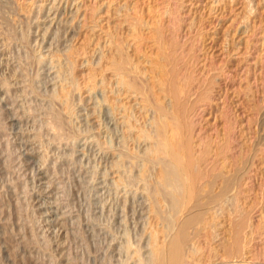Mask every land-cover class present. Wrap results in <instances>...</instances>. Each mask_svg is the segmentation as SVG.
<instances>
[{
	"label": "rangeland",
	"instance_id": "374dc122",
	"mask_svg": "<svg viewBox=\"0 0 264 264\" xmlns=\"http://www.w3.org/2000/svg\"><path fill=\"white\" fill-rule=\"evenodd\" d=\"M178 4L181 10L177 17L182 25L181 34L178 32L175 38L179 44L186 41L185 48H190L189 40L195 39L193 59L197 61V67L194 65L197 71L192 95L188 94L189 100L186 99V108L190 110H186L188 114L184 112L192 119L191 124L185 119L191 129V145L196 151L207 145L208 151H213L209 146L215 149L223 143L222 151L227 152L222 153L225 159L222 154L220 158L212 155L215 150L220 152L219 145L208 158L206 153L201 155L203 161H208L205 164L202 161V166L211 167L222 161L226 166L225 177H231L234 172L243 183L237 184H241L237 186L240 189L237 200L235 189L234 195L224 196L225 199L227 196L222 201L225 217H222L224 221L221 219L222 226H218L219 237H225L226 241L216 236L213 245L222 241L224 246L228 245L226 249H232L228 234L243 233L245 236L238 237L245 247L242 249L239 241L241 249L235 251L236 255L233 252L234 256H220L219 260L210 258L202 264H264V0H0V264H137L140 260V264H150L151 236L161 226L155 214L158 209L168 210L169 202L161 200V205L154 198L159 166L150 162L147 155L150 141L138 140L132 135L137 137L139 132H145L136 127L151 132L155 126L150 120L156 121V117L152 108L146 113L140 109L139 98L135 100L133 94L122 93L117 76L111 71L109 55L113 41L123 47L122 40L129 37L130 27L124 22V14L135 18L141 13L151 23L149 9L159 8L162 12L163 5L174 8ZM160 17L165 18L164 25L169 23V17ZM160 17L157 19L161 20ZM201 18L203 24H200ZM198 33L203 34V46ZM232 39L236 42L233 50L228 47ZM127 40L128 50L127 45L122 49L132 52L134 40ZM209 67L214 70L208 71ZM119 86L121 91L116 90ZM199 86L201 89L207 86L208 92L207 87L201 90ZM63 90H69V94H63ZM198 93H201L200 99ZM166 100L169 98L163 95L159 101ZM127 101L133 103L138 118L140 112L146 117L141 116L142 120L135 116L139 120L136 121L130 116V122H134L131 127H135L131 131L125 122L128 118L123 119L122 107L131 106ZM241 152L248 154L243 153L246 159ZM236 157L234 165L232 159ZM209 159L220 162L213 165ZM241 159L249 161L242 163ZM144 162L151 168L144 166ZM242 164L243 168H239ZM235 171L242 173L241 178ZM234 200L235 212L230 204ZM238 207L244 213L247 210L248 215L241 214ZM238 214L243 218L245 215L248 220H243L248 225L244 223L246 229L235 234L229 231L233 219H242ZM202 241L204 238L201 244H206ZM239 252L242 255L238 257Z\"/></svg>",
	"mask_w": 264,
	"mask_h": 264
},
{
	"label": "bare ground",
	"instance_id": "6f19581e",
	"mask_svg": "<svg viewBox=\"0 0 264 264\" xmlns=\"http://www.w3.org/2000/svg\"><path fill=\"white\" fill-rule=\"evenodd\" d=\"M64 1V0H63ZM216 1V0H215ZM218 1V0H217ZM222 1V0H220ZM258 1V0H256ZM262 1V0H261ZM164 2V1H163ZM35 3V2H34ZM65 3V2H64ZM166 3V2H165ZM36 4V3H35ZM68 4V3H67ZM164 4V3H163ZM177 4V3H176ZM127 5V4H125ZM181 5V4H180ZM29 6V5H28ZM41 6V5H40ZM163 10L162 12L160 11L159 12V8L156 10V9H149L148 13H149V18H151V23L148 22V21H145V19H143L142 16H139L136 15V12H135V15L138 16V17H135L133 18L132 17V14L131 15H128L127 13L124 14V18L125 21L124 22H127V24L129 25V37L127 38H130V39H133L134 40V43L135 44L132 46H134L133 48H131L132 52L130 51H126L124 52L123 49L125 48L124 45H125V41L128 42L127 38H125V36H123L124 38H121V36L119 38L121 39H124V41L122 40V46L124 47H120L121 46V43L120 42H116L113 41V45H112V49L113 51L111 50V55H109V59L108 61H110V67L112 68L111 71L114 72V75L117 76V79L118 81V84H120L121 88L123 89V94L125 93H128L130 94H133L132 96H134L133 98L136 100L139 98L138 103L140 106V109L143 108L144 113H146L148 111L149 108H152V110H154V113H155V120H150V121H153V126L154 129L149 132L147 131V129L143 130L142 129H139V128H135V127H131L133 124H131L130 120L132 117L130 116H134L133 117V120L135 118V110L133 108V105H131V103H128L131 105V106H127L128 108L126 107H122V109L124 110V114L123 115V119H127L125 122L127 124V127L128 129H138L139 131H145V132H149L148 134L145 133V132H139V134L137 135V137L132 134H129V135H132L134 136L133 138H136V139H144V141L146 140H149L150 141V145L149 148H145L147 151V155L150 156V162L154 163V165L156 166V163L158 164V171H156V174L154 172V175L156 176L155 178H158V182L156 183V185L158 187H155V184H154V188H157V191L154 193L156 195H154V198L156 196V202L159 203L161 200H164V202H169L167 203V205H169V209L168 210H160L158 209L156 211V217L157 219L160 220V225L158 230L155 231V234L152 233V240H153V244L151 245V243H149V245H151V248L152 249V257H151V262L150 264H202V262L205 260H209L210 261V258L213 260L215 259L214 257H216V260H219L217 257H220V256H231L233 254L234 256V253L236 250L239 251V249H243V245L242 246V242H241V239L243 237V235L245 236V234L241 233V229H242V232H243V229L245 228V224H247L244 220L245 219V215H248V214H245L247 213L245 211V213L243 212V210H241V208L238 207V210L240 209L242 212H240L241 214H245L244 215V218L241 217V215H239V219H241L240 221L237 219H233L231 220L232 218L230 217V221L233 223L231 226H232V230L229 231V232H232V233H235V234H239V232L241 234H243L241 236V234H239L238 236H240V238L236 235V236H229L230 233L228 234V238L231 237L230 241L232 243L231 247L232 249L230 248H225V246L227 247L228 245H225L223 244V242H218L216 245H218L220 248H218V246H216L215 244L213 245L214 243V240L216 241V236L219 237L220 236V226H222V217L224 218L225 216L224 215V203L222 201H224V196L227 194V193H230L232 195H234V190H236V193L234 195V199L237 200V196L239 195V191L240 189L238 190V187L241 186L242 181L240 182V180H238V176L235 177L234 175V172H232V176L230 177L229 175L227 177H225V175L223 174V170L225 169L226 170V166L223 165V162L221 161V164H219L217 161H219L217 159V161L215 160V163H218L217 165H214V160H210L209 159V162L211 161V163L213 162V165L214 166H208V164L204 165V166H208L207 169L206 167L204 168L202 165V161H203V156L201 157L202 154H205L206 153V156L207 158L209 157L208 154H210V152H214V150L216 148H218L219 145V149L221 147V150L220 152H218V150L216 151L215 150V154L213 153V157L214 156H219V158L221 157V154L224 152L225 154L227 152H225V150L222 151V147L225 148L223 146V143L222 144H219L214 148H210L209 146V149H212L213 151H208V149L206 148L207 146L205 147H200V151L197 149L194 148L195 146H192L191 145V129L189 128L190 125L187 124V121L185 120L186 117L188 116H185V113L188 114L186 111L188 108H186V102L188 99L187 96H189L190 94L192 95V90H191V86H192V83H194V80H195V72L197 70H195V66H196V62L195 60L193 59L194 57V54L196 53L195 49H194V40H189L191 41V46L190 48H185L183 47L184 44H186V41L184 44H179V41L176 40V35H178V32H180L181 34V25L180 24V17L178 18L177 16L180 15V10L179 9V4L174 8H171V6L169 5H163ZM123 7H126V6H123ZM128 7V6H127ZM126 7V8H127ZM183 7V6H182ZM38 8V7H37ZM55 8V6H54ZM256 8V7H255ZM30 9V8H28ZM40 9H42L40 7ZM49 9V8H48ZM56 9V8H55ZM54 9V10H55ZM125 10V8H123ZM128 9V8H127ZM126 9V10H127ZM33 10V9H32ZM50 10V9H49ZM96 10V9H95ZM92 11L93 13L95 12ZM99 10V9H97ZM256 11V10H255ZM258 11V10H257ZM24 12V11H23ZM31 11H29L30 13ZM33 12V11H32ZM76 12V11H75ZM97 12V11H96ZM96 12L94 14H96ZM119 12V11H118ZM121 12V11H120ZM127 12V11H126ZM16 13V12H14ZM13 13V14H14ZM38 13V12H37ZM77 13V12H76ZM129 13V12H128ZM20 14V13H19ZM23 14V13H22ZM92 14V13H91ZM121 14V13H120ZM259 14V13H258ZM27 15V14H26ZM41 15V14H40ZM162 15H166V18L169 17V23H167V25H164L163 20L165 19L164 17H160ZM28 16V15H27ZM30 16V15H29ZM34 16V15H32ZM47 16V15H46ZM98 16V15H97ZM18 17V16H17ZM93 17V16H92ZM122 17V16H121ZM157 17H160L161 20H159V18L157 19ZM28 18V17H27ZM39 18V17H38ZM24 19V18H23ZM96 20V19H95ZM202 20H204L203 18H201L200 20V24L204 23ZM4 22V21H3ZM69 22V21H68ZM123 22V23H124ZM183 22V21H182ZM207 22V21H206ZM29 23V22H28ZM27 23V24H28ZM64 23V22H63ZM262 23V22H261ZM122 24V23H121ZM120 24V25H121ZM192 24V23H191ZM195 24V23H194ZM193 24V25H194ZM29 25V24H28ZM199 25V24H198ZM27 26V25H26ZM59 26V25H58ZM192 26V25H191ZM197 26V25H195ZM246 26V25H245ZM49 26H47L48 28ZM190 27V26H189ZM46 28V29H47ZM58 28V27H57ZM197 28V27H196ZM246 28V27H245ZM260 28V27H259ZM45 29V30H46ZM66 29V28H63V30ZM123 29V28H122ZM180 29V31H179ZM249 29V28H248ZM44 30V29H42ZM201 30V29H200ZM121 31V30H120ZM145 31L147 33H145ZM198 31V29H197ZM235 31V30H234ZM245 31V30H244ZM249 31V30H248ZM44 32V31H43ZM168 32V34H167ZM247 32V31H245ZM113 33V32H112ZM115 33V32H114ZM263 33V32H261ZM43 34V33H42ZM46 34V33H45ZM191 34V33H190ZM199 34V33H198ZM264 34V33H263ZM44 35V34H43ZM106 35V34H105ZM113 35V34H112ZM118 35H119V32H118ZM121 35V33H120ZM196 35V34H195ZM230 35V34H229ZM45 36V35H44ZM107 36V35H106ZM108 36H111V34L109 35L108 33ZM127 36V35H126ZM232 36V35H231ZM113 37H115L113 35ZM112 37V38H113ZM117 37V38H118ZM199 37H200V42H201V45L203 43V34H199ZM110 38V37H109ZM116 38V37H115ZM113 38V39H115ZM193 38V37H192ZM108 39V38H107ZM112 39V40H113ZM179 39V37H178ZM120 40V39H119ZM180 40V39H179ZM197 40V38H196ZM233 40V39H232ZM231 40V41H232ZM111 41V40H109ZM131 41V40H130ZM230 41V42H231ZM124 42V43H123ZM182 42V41H181ZM229 42V41H228ZM230 42L228 43V47L229 49L233 50V48L235 47V44L236 42H234V40L232 41L231 45H230ZM189 43V45H190ZM205 43V42H204ZM111 45V44H110ZM127 45V44H126ZM125 45V46H126ZM131 45V44H130ZM129 45V46H130ZM188 45V44H187ZM186 45V46H187ZM200 45V44H199ZM114 46V47H113ZM203 46V45H202ZM232 46V48H231ZM110 47V46H109ZM200 47V46H199ZM123 48V49H122ZM128 45L125 49L128 50ZM236 48V47H235ZM109 49V48H108ZM107 49V50H108ZM148 49V50H147ZM201 49V48H200ZM73 50V48H72ZM110 50V49H109ZM142 51V52H141ZM201 51V50H200ZM101 52V51H100ZM109 52V51H108ZM148 52L150 53V55L148 54ZM230 52V51H229ZM73 53H74V50H73ZM140 53H144V55H140ZM110 54V53H109ZM230 54V53H229ZM54 55V54H53ZM69 55V54H66V56ZM71 55V54H70ZM77 57V54H75ZM154 55V56H153ZM52 56V55H51ZM73 56V55H72ZM197 56V55H195ZM102 57V56H101ZM106 57V56H105ZM52 58V57H51ZM57 58V57H56ZM74 58V57H73ZM59 59V58H58ZM76 59V58H75ZM74 59V60H75ZM99 59V58H98ZM101 59V58H100ZM106 59V58H105ZM196 59V58H195ZM107 60V59H106ZM199 60V58H198ZM57 61V59H56ZM101 61V60H100ZM105 61V60H104ZM58 62V61H57ZM77 62V61H76ZM107 62V61H106ZM36 63V62H35ZM38 63V62H37ZM72 63V62H71ZM75 64V62H73ZM90 63V62H89ZM100 63V62H99ZM98 63V64H99ZM97 64V63H96ZM143 64H146V66H142ZM90 65V64H89ZM195 65V66H194ZM95 66V65H94ZM101 66V65H100ZM103 66V64H102ZM214 68L216 69V66L215 64L213 65ZM107 67V65H106ZM197 67V66H196ZM75 68V67H74ZM104 68V67H102ZM101 68V69H102ZM72 69V68H71ZM100 69V70H101ZM105 69V68H104ZM103 69V70H104ZM109 69V68H108ZM212 68L209 67L208 71H210ZM62 70V69H61ZM64 70V68H63ZM67 70V69H66ZM74 70V69H73ZM94 70V69H93ZM110 70V69H109ZM214 70V69H213ZM212 70V71H213ZM59 71V70H58ZM68 71V70H67ZM206 71H207V68H206ZM62 72V71H60ZM97 72V71H96ZM103 72V71H102ZM101 72V73H102ZM64 73V72H63ZM68 73V72H67ZM70 74V73H69ZM94 74V73H93ZM60 75V74H59ZM95 75V74H94ZM99 75V73H98ZM67 76V75H66ZM65 76V77H66ZM69 76V75H68ZM113 76V75H112ZM115 76V77H116ZM211 76V75H210ZM214 76V75H213ZM70 77V76H69ZM89 77V76H88ZM92 77H95L92 75ZM91 78V77H90ZM63 79V78H62ZM70 79V78H69ZM209 79V78H208ZM212 79V77H211ZM209 79V80H211ZM72 80H76V78H72ZM71 80V81H72ZM89 80V79H88ZM93 80V78H92ZM107 80V79H106ZM70 81V82H71ZM215 81V80H214ZM69 82V83H70ZM76 82V81H74ZM203 82V80H202ZM201 82V83H202ZM210 82V81H209ZM217 82V81H216ZM89 83V82H88ZM92 81L89 83L91 84ZM109 83V82H108ZM73 84V82H72ZM95 84V83H94ZM197 84V83H196ZM211 84H213L211 82ZM205 85V83H204ZM207 85V84H206ZM210 85V83L208 84ZM207 85V86H208ZM214 85V84H213ZM105 86V84H104ZM112 86V85H111ZM120 86L118 87V89L116 88V90H120L121 91V88ZM203 86V85H202ZM205 86V87H207ZM74 87V86H73ZM103 87V86H102ZM110 87V86H109ZM194 87V86H193ZM200 89H201V86H199ZM205 87L201 90H204ZM209 88L211 86H208ZM207 87V89H205L206 91L209 90ZM80 88V87H79ZM106 88V87H105ZM190 88V90L188 91V89ZM213 89V87H211ZM67 89V88H66ZM103 89V88H102ZM115 89V88H114ZM78 90V89H77ZM110 90V89H109ZM248 90H251L248 89ZM62 91V89H61ZM64 91V90H63ZM108 91V90H107ZM113 91V89H112ZM116 91V92H117ZM205 91V92H206ZM69 92V90H68ZM66 90L63 92V94H66L68 93ZM125 92V93H124ZM194 92V91H193ZM208 92V91H207ZM72 93V92H71ZM120 92H118L119 94ZM120 93V95L122 94ZM210 93V92H209ZM63 94H59V96L61 95L62 97ZM69 94V93H68ZM114 94V93H113ZM127 94V95H128ZM189 94V95H188ZM201 93H198L199 95V99H200V95ZM203 94V92H202ZM126 95V96H127ZM167 96V98H169V101L166 100L168 103H166V101L164 103H161L159 100L161 98V96ZM197 95V97H198ZM206 95V94H205ZM56 96V95H55ZM129 96V95H128ZM127 96V97H128ZM129 96V97H130ZM203 96V95H202ZM117 97V96H116ZM119 97V95H118ZM128 97V98H129ZM196 97V98H197ZM127 98V99H128ZM163 98V97H162ZM204 98V97H203ZM202 98V99H203ZM206 98V97H205ZM62 99V98H61ZM69 99V98H68ZM112 99V97H111ZM133 99V100H134ZM110 100V99H108ZM134 100V101H135ZM189 100V99H188ZM195 100V99H194ZM68 101V100H67ZM113 101V100H112ZM118 101V100H117ZM157 101H159V103H157ZM163 101V100H162ZM123 102V101H122ZM126 102V101H124ZM123 102V103H124ZM199 102V101H198ZM197 102V103H198ZM118 103V102H117ZM136 103V104H137ZM189 103V102H188ZM196 103V102H195ZM119 104V103H118ZM122 103H120L121 105ZM133 104V103H132ZM119 105V106H120ZM125 105V104H123ZM122 105V106H123ZM190 105V103H189ZM115 106V105H114ZM138 106V105H137ZM135 107V106H134ZM142 107V108H141ZM192 107V106H191ZM69 108V107H68ZM130 108V112L128 111ZM136 108V107H135ZM121 109V108H120ZM193 109V108H192ZM114 110V109H113ZM139 110V109H138ZM190 110V109H188ZM115 111V110H114ZM113 111V112H114ZM141 111V110H139ZM138 111V112H139ZM137 112V113H138ZM149 112V111H148ZM153 112V111H152ZM117 114V113H116ZM118 114H121L120 111ZM123 114V112H122ZM133 114V115H132ZM139 114V113H138ZM141 115H139L140 117L141 116H144L143 113L140 112ZM147 115H150V114H147ZM122 116V115H121ZM137 117V116H136ZM139 117V118H140ZM145 117V116H144ZM148 117V116H147ZM154 117V116H151V118ZM138 118V117H137ZM138 118V119H139ZM143 117H141L142 119ZM146 118V117H145ZM144 118V120H145ZM188 118V117H187ZM191 118V117H190ZM130 119V120H129ZM135 120L136 121H139V120ZM150 119V118H149ZM153 119V118H152ZM143 120V119H142ZM148 120V119H147ZM146 120V121H147ZM190 120V124H191V120L192 119H189ZM135 121V123H136ZM141 121V120H140ZM124 122V123H125ZM134 123V122H132ZM189 123V121H188ZM138 124V123H137ZM140 124V123H139ZM139 124L137 125L139 127ZM152 124V122H151ZM135 125V124H134ZM146 125V123H145ZM193 125V124H192ZM142 126V125H141ZM140 126V128H141ZM130 127V128H129ZM144 127V126H142ZM150 127V125L148 126V128ZM151 129V128H150ZM192 130H193V127H192ZM126 131H128L126 129ZM131 131V130H130ZM136 134H137V131H135ZM129 133V132H128ZM241 133V132H240ZM243 134V133H242ZM241 134V135H242ZM126 135V134H125ZM243 136V135H242ZM129 137V136H128ZM229 137V135H228ZM227 137V138H228ZM225 138V137H224ZM226 138V139H227ZM245 138V137H244ZM262 138V137H261ZM123 139V138H122ZM223 139V138H222ZM124 140H127V138H125ZM137 140V141H138ZM202 140V139H201ZM217 140V139H216ZM263 140V139H262ZM129 141V140H128ZM142 141V140H141ZM204 141V140H203ZM139 142V141H138ZM195 142V141H194ZM200 142V141H199ZM217 142V141H216ZM125 143H129L127 141H125ZM149 143V142H148ZM201 143V142H200ZM199 143V144H200ZM219 143V142H218ZM217 143V144H218ZM221 143V141H220ZM227 143V142H226ZM244 143V142H243ZM124 144V143H123ZM122 144V145H123ZM198 144V145H199ZM208 144V143H207ZM228 144V143H227ZM247 144V142H246ZM127 145V144H126ZM125 145V146H126ZM140 145V144H139ZM203 145V144H202ZM201 145V146H202ZM212 145V144H211ZM231 145V144H230ZM204 146V145H203ZM214 146V145H213ZM227 146V145H226ZM250 146V145H247V147ZM128 147V145H127ZM245 147V146H244ZM241 148V146H240ZM251 150L253 149V147H251ZM250 148H248L247 150H250ZM142 150V149H141ZM242 150V149H241ZM247 150H245L247 152ZM250 150V152H251ZM126 151V150H125ZM200 152V153H197V152ZM226 151H229L226 150ZM121 152V151H120ZM119 152V154H120ZM209 152V153H208ZM246 152H243L245 153L246 155ZM249 152V153H250ZM123 153V152H122ZM127 153V151H126ZM129 153V152H128ZM197 153V155H196ZM242 153V152H241ZM242 155L243 157L245 155ZM252 153V152H251ZM118 154V155H119ZM124 154V153H123ZM145 155V156H147ZM223 156V160L225 159L224 157H226L224 154H222ZM239 155V156H240ZM248 155V154H247ZM246 155V156H247ZM250 155V154H249ZM252 155V154H251ZM250 155V156H251ZM254 155V154H253ZM121 156V155H120ZM124 156V155H123ZM129 156V155H128ZM137 156V155H135ZM239 157V158H243V157ZM245 156V159L247 158ZM256 156V154H255ZM125 157V156H124ZM233 157V156H232ZM235 157V156H234ZM254 157V156H253ZM126 158V157H125ZM123 158V159H125ZM140 158V157H139ZM148 158V156L146 157ZM205 158V157H204ZM211 159H214L212 157H210ZM218 158V157H216ZM141 159V158H140ZM236 159H238V157H236L235 159H232V160H235L233 161L234 165H236ZM250 161L252 158H249ZM136 160V158H135ZM144 160V159H143ZM148 160V159H147ZM205 160V159H204ZM227 160V159H226ZM231 160V161H232ZM248 160V159H247ZM245 160V161H247ZM146 161V160H145ZM207 161V160H206ZM206 161H203V163H207ZM242 163H245V161H243V159H241ZM249 161V160H248ZM120 161H118V164H119ZM135 162V161H134ZM220 162V161H219ZM230 162V161H229ZM228 162V163H229ZM239 162V160H238ZM253 162V161H252ZM122 163V162H121ZM204 163V164H205ZM211 163H209L210 165H212ZM247 163V162H246ZM118 164L116 163L115 165L118 166ZM137 164V163H136ZM148 164V163H147ZM226 164V163H225ZM231 164V162H230ZM229 164V165H230ZM230 165L231 167H234L236 168L234 165ZM140 165V164H139ZM144 166H147L145 165V162L143 164ZM142 165V166H143ZM220 165V166H219ZM238 165V164H237ZM116 166V167H117ZM120 166V164H119ZM118 166V167H119ZM122 166V165H121ZM239 166V165H238ZM243 164L242 166H240L239 168H243ZM250 166V165H249ZM115 167V166H114ZM137 167V165H136ZM150 167V164H148L147 168ZM152 167H153V164H152ZM225 167V168H224ZM230 167V168H231ZM246 167V166H245ZM139 168V167H137ZM146 168V169H147ZM151 168V167H150ZM154 168V167H153ZM228 168V167H227ZM118 169V168H117ZM116 169V170H117ZM149 169V168H148ZM147 169V171H148ZM143 169H141L142 171ZM243 169H241L242 171ZM245 170V169H244ZM243 170V171H244ZM145 171V169H144ZM151 171V169H150ZM228 171V170H227ZM238 171V170H236ZM235 171V172H236ZM246 173V171H244ZM243 172V173H244ZM148 173V172H147ZM230 174V173H229ZM236 174H239L236 172ZM242 174V173H241ZM239 174V178L240 175ZM140 175V173H139ZM141 175H144V172L142 173L141 172ZM150 175V174H149ZM122 177V176H121ZM124 177V176H123ZM139 177V176H138ZM145 177V176H144ZM148 177V176H146ZM153 177V175H152ZM243 177V176H242ZM130 178V177H129ZM150 178V177H149ZM154 178V179H155ZM123 179V178H122ZM243 181H244V178H242ZM141 180H144V179H141ZM146 180H148V178H146ZM139 181V180H137ZM155 181V180H154ZM157 181V180H156ZM155 181V182H156ZM238 181V182H237ZM144 182V181H143ZM146 182V181H145ZM152 182V181H151ZM239 182L241 183L239 186L237 184H239ZM147 184V183H146ZM150 184V182L148 183ZM152 184V183H151ZM145 186V185H144ZM151 186V185H150ZM238 186V187H237ZM146 187V186H145ZM143 187V188H145ZM153 187V186H152ZM149 188V187H148ZM242 188V187H240ZM152 190H155L152 188ZM242 190H245V189H242ZM161 191V192H160ZM232 191V192H230ZM245 192V191H244ZM242 193V192H241ZM241 193H240V197H241ZM244 194V193H243ZM242 194V196H243ZM151 195V194H150ZM149 195V196H150ZM229 195V194H228ZM148 196V197H149ZM153 196V194H152ZM233 197V196H232ZM239 198V197H238ZM153 199V198H152ZM226 199H227V196H226ZM225 199V201H226ZM155 200V199H154ZM233 200V199H232ZM234 202L232 201V203H230L231 205H233L232 209L233 211L237 208L234 209ZM239 200V199H238ZM241 200V199H240ZM246 200V199H245ZM159 201V202H158ZM224 201V202H225ZM229 201V200H228ZM256 201V200H255ZM151 202V201H150ZM154 201H152L153 203ZM154 203V205L157 203ZM162 202V201H161ZM160 202V204H161ZM219 203H222L220 205H218ZM237 203V202H236ZM159 204V205H160ZM226 204V203H225ZM242 203H240L241 205ZM254 204V203H253ZM153 205V206H154ZM158 207L157 208H161V207ZM162 205V204H161ZM212 205V206H211ZM215 205H216V208H215ZM218 205V207H217ZM227 205L228 202H227ZM225 205V206H227ZM151 206V205H150ZM153 206L151 208H153ZM156 207V206H155ZM229 207V206H227ZM253 207V205H252ZM150 208V209H151ZM154 209V208H153ZM226 210V208H225ZM250 210V209H249ZM252 210V209H251ZM153 211V210H152ZM151 211V212H152ZM155 211V210H154ZM229 212V210H226ZM232 211V210H231ZM230 211V212H231ZM232 211V212H233ZM236 211V210H235ZM234 211V212H235ZM251 212V211H250ZM154 214V213H153ZM182 215H184V217H181ZM250 215V214H249ZM154 216V215H153ZM235 217V215H233ZM263 216V215H262ZM229 217V216H227ZM226 217V219H227ZM247 217V216H246ZM155 218V216H154ZM249 218V217H248ZM251 218V217H250ZM262 218V217H261ZM244 219V220H243ZM264 219V218H263ZM223 220V219H222ZM229 220V219H228ZM238 221V222H235V221ZM244 222H243V221ZM248 220V219H247ZM246 220V221H247ZM224 221V220H223ZM263 221V220H262ZM261 221V222H262ZM228 222V221H226ZM155 223H157L155 221ZM221 223V224H220ZM224 223V222H223ZM245 223V224H244ZM155 225V224H154ZM248 225V224H247ZM251 225V224H250ZM264 225V224H263ZM153 226V225H152ZM151 226V227H152ZM218 226V227H217ZM226 226V225H225ZM230 226V227H231ZM260 226V225H259ZM157 227V225H156ZM247 227V226H246ZM250 227V226H248ZM229 230V228H227ZM246 229V228H245ZM244 229V230H245ZM144 230H145V227H144ZM223 229H221V232H222ZM251 230V229H250ZM262 230V228H261ZM160 231V232H159ZM238 231V232H237ZM153 232V231H152ZM218 232V233H216ZM227 232V231H225ZM224 232V233H225ZM158 233H161L159 235H161L162 237H158ZM216 233V234H215ZM251 233V232H250ZM151 234V233H150ZM222 234V233H221ZM226 234V233H225ZM247 234V233H246ZM253 234V233H252ZM255 234V233H254ZM251 235V234H250ZM204 236V237H203ZM248 236V235H247ZM246 236V237H247ZM202 237L201 240H203L204 238V241L206 244L204 248H206L207 250H204L203 249V246L201 244V240L200 238ZM222 237V236H221ZM254 237V236H253ZM252 237V238H253ZM159 238L161 239L162 238V242L160 243L159 242ZM220 238V237H219ZM218 238V239H219ZM223 238V237H222ZM220 238V239H222ZM225 238V237H224ZM223 238V239H224ZM250 238V237H249ZM251 239V238H250ZM245 240V239H244ZM249 240V239H248ZM252 240V239H251ZM151 241V240H149ZM202 241V242H204ZM226 241V238L224 240V242ZM239 241H240V244H239ZM160 245H159V244ZM246 243V242H245ZM249 243V242H248ZM247 244V243H246ZM239 245L241 246V248L239 247ZM127 247V246H126ZM245 247V246H244ZM218 248V249H217ZM128 251V249H127ZM222 251V253H221ZM132 252V250H131ZM134 252V251H133ZM237 252V251H236ZM236 252H235V255H236ZM242 252V250H241ZM239 252L238 253V257H239V254L242 255V253ZM139 255H141L140 253H138ZM130 255V254H129ZM137 255V254H135ZM149 255V254H148ZM138 256V255H137ZM136 256V257H137ZM146 257V256H144ZM143 257V258H144ZM148 257V256H147ZM132 258V257H131ZM139 258V256L137 257ZM225 258V257H224ZM227 258V257H226ZM232 258V257H231ZM237 258V257H236ZM133 259V258H132ZM136 259V258H134ZM145 259V258H144ZM143 259V260H144ZM150 259V257H149ZM229 259V257H228ZM140 260V259H138ZM136 259V261H138ZM142 260V261H143ZM146 260V259H145ZM221 261H224L223 258ZM139 263L137 264H140L141 263V260L138 261ZM218 263V262H217ZM224 263V262H222ZM227 263V262H226ZM135 264V263H134ZM142 264H146V262H143ZM204 264V263H203ZM216 264V263H215ZM220 264V263H219Z\"/></svg>",
	"mask_w": 264,
	"mask_h": 264
}]
</instances>
